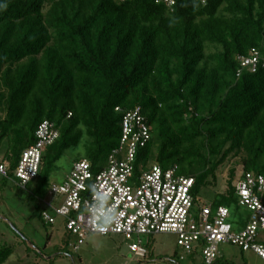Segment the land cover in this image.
Returning a JSON list of instances; mask_svg holds the SVG:
<instances>
[{
  "label": "trees",
  "instance_id": "trees-1",
  "mask_svg": "<svg viewBox=\"0 0 264 264\" xmlns=\"http://www.w3.org/2000/svg\"><path fill=\"white\" fill-rule=\"evenodd\" d=\"M156 1L0 0V164L8 165L0 178L15 179L42 122L56 125L58 140L22 189L38 188L43 224L54 226L43 213L65 153L79 151L71 169L83 160L103 170L119 147L122 114L136 108L152 135L136 175L176 165L195 179L197 197L230 158L240 159V177L264 174V0ZM253 49L255 73L239 64ZM229 177L214 209L238 208L234 170ZM11 255L2 247L0 264Z\"/></svg>",
  "mask_w": 264,
  "mask_h": 264
},
{
  "label": "built area",
  "instance_id": "built-area-1",
  "mask_svg": "<svg viewBox=\"0 0 264 264\" xmlns=\"http://www.w3.org/2000/svg\"><path fill=\"white\" fill-rule=\"evenodd\" d=\"M156 3L175 6V0ZM239 60L243 69L255 73L260 56L253 49L249 57ZM115 111L121 113L118 108ZM147 126L139 108L123 113L119 147L104 169L96 173L82 160L61 183L51 185L53 199L43 213L46 223L62 221L75 240L71 246L74 252L89 235L135 237L137 242L128 250L145 259L149 252L142 245V237L172 235L177 239V249L184 255L199 254L204 264L220 260V245L252 252L264 264V174H248L235 183L237 205L250 214L248 221L235 228L229 209H214L193 195L195 179L180 175L178 166L163 169L153 164L135 174L137 153L151 141ZM56 128L52 122H42L35 132V144L22 153L14 172L21 190L37 178L46 148L59 138ZM7 172L8 165L0 164V177L8 178Z\"/></svg>",
  "mask_w": 264,
  "mask_h": 264
},
{
  "label": "rangeland",
  "instance_id": "rangeland-1",
  "mask_svg": "<svg viewBox=\"0 0 264 264\" xmlns=\"http://www.w3.org/2000/svg\"><path fill=\"white\" fill-rule=\"evenodd\" d=\"M79 152V151H78ZM78 152L68 151L57 163L52 183L59 184L70 172L71 165L77 160ZM5 153L0 148V160ZM235 171L234 183L242 174L239 158L228 159L216 173L215 187L202 188L197 194L201 202L210 204L219 194L227 191L230 171ZM37 187L30 185L21 190L15 179L0 178V249H11V257L5 264H187L175 257L178 252L177 239L172 235L142 237V245L148 250L145 259L131 253L129 246L137 238L124 239L120 236L89 235L77 252L72 251L75 244L58 219L54 226L42 223L39 212L43 208L34 194ZM34 193V194H33ZM233 221L245 223L250 214L241 208L230 210ZM264 238V236H263ZM219 252L223 260L219 264H263L252 252H239L229 245H220ZM241 253V255H240ZM176 258V259H175ZM172 262V263H171ZM202 262V261H201ZM200 260L193 264H204Z\"/></svg>",
  "mask_w": 264,
  "mask_h": 264
},
{
  "label": "crops",
  "instance_id": "crops-1",
  "mask_svg": "<svg viewBox=\"0 0 264 264\" xmlns=\"http://www.w3.org/2000/svg\"><path fill=\"white\" fill-rule=\"evenodd\" d=\"M233 247V246H232ZM237 248V247H236ZM241 250L239 249V252H240ZM241 253H243V251H241ZM241 253H240V255H241ZM181 256H183V258H182V260H181ZM175 257L178 259V261L179 262H188L187 264H193V263H195V262H197V261H199L200 260V262L201 263H204L203 262V260H202V258H201V256L199 255V254H197V253H192V254H189V255H184L182 252H181V250H179L178 249V252L175 254ZM175 258V259H176ZM224 259V257H222V255H221V253H220V260H223ZM219 260V261H220ZM218 261V262H219ZM172 263V262H171Z\"/></svg>",
  "mask_w": 264,
  "mask_h": 264
}]
</instances>
